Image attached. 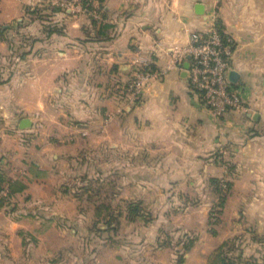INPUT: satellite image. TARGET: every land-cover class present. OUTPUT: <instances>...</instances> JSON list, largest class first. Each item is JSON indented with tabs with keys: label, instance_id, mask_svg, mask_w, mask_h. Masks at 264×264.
Masks as SVG:
<instances>
[{
	"label": "crops",
	"instance_id": "crops-1",
	"mask_svg": "<svg viewBox=\"0 0 264 264\" xmlns=\"http://www.w3.org/2000/svg\"><path fill=\"white\" fill-rule=\"evenodd\" d=\"M52 2L0 0V27L27 22L29 34L17 71L0 83V188L8 189L0 264L23 262V234L38 222L24 209L86 219L79 205L87 194L73 185L78 171L91 169V153L111 155L110 166L96 171L111 173L115 187L121 175L130 199L142 203L166 200L169 188L196 191L218 172L236 173L245 191L239 202L264 235V0H99L88 11L57 12L48 5L44 12L60 31L27 10ZM217 23L234 43L231 81L244 103L221 119L193 91L190 58L168 69L175 47ZM7 42L0 37L1 58ZM139 66L152 74L141 99H117L114 88ZM23 119L31 126L22 129Z\"/></svg>",
	"mask_w": 264,
	"mask_h": 264
},
{
	"label": "rangeland",
	"instance_id": "rangeland-1",
	"mask_svg": "<svg viewBox=\"0 0 264 264\" xmlns=\"http://www.w3.org/2000/svg\"><path fill=\"white\" fill-rule=\"evenodd\" d=\"M68 1L45 3L44 9L65 8ZM39 15L60 31L51 14ZM26 23L16 20L0 27V37L9 46L8 54L0 57V83L9 81L22 62L19 57L29 41ZM111 158L91 153L87 159L91 169L77 172L73 188L87 194L79 205L88 212L86 219H49L45 207L41 214L35 208L23 210L38 215L31 217L38 222L23 234L22 264H264V235L249 214L251 208L239 202L245 191L236 173L218 172L196 191L169 188L166 200L152 197L142 203L141 198L130 199L133 189L122 184L121 175L115 187L110 184L111 173L96 171L95 165L109 167ZM131 201L139 207L137 218L127 214ZM191 241L194 246L187 252L184 247ZM77 256L84 260L74 259Z\"/></svg>",
	"mask_w": 264,
	"mask_h": 264
},
{
	"label": "built area",
	"instance_id": "built-area-1",
	"mask_svg": "<svg viewBox=\"0 0 264 264\" xmlns=\"http://www.w3.org/2000/svg\"><path fill=\"white\" fill-rule=\"evenodd\" d=\"M65 7L82 8L97 6L99 0H69ZM93 15H98L94 9ZM234 43L222 35L215 26L206 33L194 32L188 44L175 47L168 69L182 65L190 58L188 76L193 91L199 93L203 105L218 119L244 107L240 89L230 79ZM152 78L151 72L142 66L136 67L128 83L114 88L117 99L138 102ZM8 189H0V200L7 198Z\"/></svg>",
	"mask_w": 264,
	"mask_h": 264
},
{
	"label": "trees",
	"instance_id": "trees-1",
	"mask_svg": "<svg viewBox=\"0 0 264 264\" xmlns=\"http://www.w3.org/2000/svg\"><path fill=\"white\" fill-rule=\"evenodd\" d=\"M27 10H28V12L29 13H35L39 18H40V15L39 14H45V12H44V6L42 7H38L37 6V8H35L34 10H32V11H30V9L29 8H27ZM60 10V8H58V7H53L52 8V11H55V12H57V11H59ZM215 28L222 34V35H224V36H226L227 34L224 32V30H223V28H222V25L220 24V23H217V25H215ZM2 36V35H1ZM5 180H6V177H5V175L2 173V172H0V186H1V184L2 183H4L5 182ZM1 189V188H0ZM5 200L4 199H2V200H0V206L3 204V203H5L4 202ZM128 211V216H129V218H135L136 217V215H138V212H139V207L137 206V205H135V204H133V203H130L129 204V206H128V209H127ZM109 218H112V217H109ZM110 224V223H109ZM194 246V241H191V242H189V244H187L186 245V247H184L185 248V251H190L191 250V248ZM183 259H184V257L183 256H181V259L179 260V263H182V261H183ZM225 260V261H224ZM224 262L226 263V259L224 258Z\"/></svg>",
	"mask_w": 264,
	"mask_h": 264
},
{
	"label": "water",
	"instance_id": "water-1",
	"mask_svg": "<svg viewBox=\"0 0 264 264\" xmlns=\"http://www.w3.org/2000/svg\"><path fill=\"white\" fill-rule=\"evenodd\" d=\"M202 11H203V6L200 5V12H202ZM235 76H236V74L234 73L233 70H231L230 71V79L235 81ZM30 126H31V120L30 119H23L21 121L20 127L22 129H26V128L30 127Z\"/></svg>",
	"mask_w": 264,
	"mask_h": 264
}]
</instances>
